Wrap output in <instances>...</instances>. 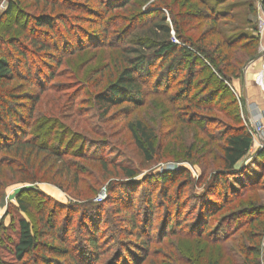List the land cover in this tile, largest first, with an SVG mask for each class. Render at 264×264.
<instances>
[{
	"label": "rangeland",
	"instance_id": "obj_1",
	"mask_svg": "<svg viewBox=\"0 0 264 264\" xmlns=\"http://www.w3.org/2000/svg\"><path fill=\"white\" fill-rule=\"evenodd\" d=\"M175 1L177 2L165 0L164 7H161L168 24L171 23V14L173 13L176 18L181 10ZM11 2L15 3L14 8L10 15H6L5 12ZM99 2V0H0V52L8 55L14 74L17 77L22 76L5 87L4 90L7 92L2 104L4 110L11 107L12 115H17L19 125L21 124L25 130L26 138H31L33 143V149L26 151L22 157L13 150L0 153L2 162L0 166H3L0 171V184H5L0 198V228L2 227L0 258L6 264H21L14 260L11 252V241L15 240L17 231V199H20L30 205L29 218L33 222L40 221L41 210L43 206L48 205L44 219L54 214L57 229L60 226L68 229L67 226L70 225L68 235L71 244L65 247L69 250V255H63L58 247L46 253L54 264H73L69 258L75 259L76 254L82 252L79 245L77 248L80 250L72 249L74 239L85 241L93 232H96V238L101 245L100 250H96L99 256L95 255L94 264H104L113 257L115 249L123 246L125 242L138 244L140 240L147 242L148 249L146 254L135 255L134 264H185V261L190 264H209L210 261L220 264H253L255 261L264 263V255L262 253L256 255L253 252L259 242H262L264 247V157L258 160L257 166H254L256 158L263 152L259 151L254 140L249 154L236 169L240 170V167H243L245 171L240 175L241 178L247 182H259V188L210 215L202 237L203 244L181 236V233L188 229L193 231L192 234H197L202 229L201 226L192 227L196 219L194 196L202 191L204 185L207 186L211 180L210 176L218 167L210 166L212 155H208L212 148L218 152L214 147L217 141L208 145L209 139L205 132L218 136V133L224 131L225 126L232 125V121L216 108L232 110L233 114L236 113L238 116L237 122L244 127V110H247L252 119H256L255 110L263 109L254 108L251 100L247 99L245 103L246 99L243 98L241 91L239 92L241 79L244 80L248 74L258 76L264 69V55L261 53L264 48V37L257 34L262 0H227L218 9L228 7L230 16L235 17L233 20L219 21L214 34L211 23L203 19L205 15L189 24L182 33L191 41L204 36L209 37L204 44L209 43L213 50L222 40L218 33L232 26H238L241 30L253 28L254 31L251 30V33L259 39L257 50L259 56L244 67L238 77H231L226 84L223 83L230 89L231 95L223 92L214 101L213 110L203 109L205 102H198L206 92L216 87L221 88L223 85L219 86L217 78H213L210 86L204 90L202 80L208 77L210 74L208 71L201 72L194 79L197 86L190 96H193L192 103L199 106L198 109L169 103L167 98L149 93L144 95L143 101L138 105L121 103L111 107L101 106L97 96L105 93L106 88L116 80L124 67L119 49L121 42L118 47L94 46L71 55L62 53L59 62L48 68L49 65L44 61L47 60L44 53L36 50V54L34 48L32 49L34 54L29 51L32 47L24 40V36L31 35L28 26L32 23L33 16L50 14L54 20L62 21V25L54 23L52 31L63 35V38L67 37L66 30L73 36L76 32L83 34L82 31L95 32L101 36L103 29L107 30V37L110 38L124 29L123 19L138 12H147L157 6L155 0L144 3L133 0L135 4L130 8H116L107 12L99 10ZM196 4L195 12L205 11L200 0H196ZM151 18L154 16L149 17ZM246 19H249L250 25L244 23ZM137 34L138 32L131 33L125 39L124 48L137 46L135 43L138 40ZM171 36L174 37L173 32ZM10 38H18L26 45L18 47L27 51L32 72L36 68L41 69L42 74L38 79L44 78L43 74H47L48 69L51 70L49 79L44 80V89L30 83V79L28 83L25 82L26 72L22 64L17 65L21 58L1 41L6 42ZM173 42L178 43L177 40ZM52 52L49 53L55 56L60 54L56 50ZM187 67L188 64L185 65V69ZM184 74L185 72L181 74V78ZM262 87L260 83L258 89H261V97L264 98ZM239 93L242 96L241 103L238 99ZM254 95L255 93H252V96ZM190 114H194L192 119H189ZM12 115L7 113L3 118L4 115L0 114V123L2 119L6 122L11 121ZM138 122L153 135L151 153H145L146 147L142 146L144 149L139 147L138 140L140 142L141 140L136 130ZM208 122L212 123L208 125ZM85 148L90 149L88 154L92 153L95 157L89 155L87 159L83 158L82 150ZM147 155L152 156L150 162L146 159ZM105 158L106 163L103 164L101 159ZM125 171H133L136 175L132 179H126L123 176ZM168 171L173 173L172 182L164 185L159 181L158 175ZM28 176H34L42 183L29 184L19 181L22 177ZM240 176L231 178L235 188L241 185ZM162 187L166 188V196H161ZM29 189H37L44 195L23 192ZM218 189L220 191L222 186H216L210 198L217 203L219 201L220 204L221 201L217 197ZM146 192H152L155 205L151 213H147L145 207L147 215L144 220L141 204L144 203ZM168 197L170 200L167 202ZM175 202H178V205L174 204ZM247 205L255 206L257 221L236 231L225 249H211L210 245H207L209 242L204 240L206 235L213 232L226 216ZM176 210L180 215V223L178 227L176 226L179 233L173 236L165 233L163 236L161 230L168 217L167 213L169 212L173 219ZM149 226L151 236L147 238L144 229ZM55 231L52 228L51 236L63 238ZM117 242L120 243L119 246H116ZM105 249L109 251L103 254ZM27 260H31L30 257ZM29 264L41 263L33 260Z\"/></svg>",
	"mask_w": 264,
	"mask_h": 264
},
{
	"label": "trees",
	"instance_id": "obj_2",
	"mask_svg": "<svg viewBox=\"0 0 264 264\" xmlns=\"http://www.w3.org/2000/svg\"><path fill=\"white\" fill-rule=\"evenodd\" d=\"M99 1V10L107 12L116 8H130L135 4L133 0ZM140 1L142 3L148 2V0ZM225 1L227 0H200V3L205 7V11L195 12V9L197 8L196 0H177V2H175L177 3V7L181 10L176 18H174L173 13L171 14V23L168 24L166 16L161 10V7H164L165 0H155L157 6L154 9H149V11H143L142 13L138 12L129 18L123 19V23L125 24L124 29L110 38L107 37L106 29H103V34H101V36L95 32L87 33L84 31H82L83 34L76 32V35L73 36V34L66 30L67 32L65 34L67 37L63 38V35H58V33L52 31L54 23H60L62 25L63 22L60 20H54L50 14H40L31 18L32 23L28 26L31 35L24 36V40H27L28 44L31 45L32 48L29 50L31 53L34 51V53L37 54L36 50L44 53L43 55L47 58V60L44 61L46 65H49L47 68L52 64H57L60 55L63 56L64 53L71 55L87 47L94 46L112 48L116 45V47H118L121 42L119 49L123 56L124 67L116 80L106 88L105 93L97 96V100L101 106L107 105L108 107H111L121 103L138 105L143 101L144 95L149 93L152 95L163 96L167 98L166 100L169 103H177L189 108H192L193 106L195 109H198L199 106L192 103L193 96H190L191 93L196 90L197 84L194 82V79L198 74H201L203 71L210 72L208 77H206L205 80H202L204 81L202 82L205 87L204 90L210 86L209 83L213 78H217L220 86L223 83L226 84L231 77H238L239 74H241L242 69L259 56L257 52L259 39L256 35L251 33L254 31L253 28L241 30L238 26H232L227 30H221L218 34L221 36L222 40L214 47V50L209 43L204 44V41L209 38L207 36L200 37L196 41H191L183 36L182 33L185 31L186 27L203 15H205V18L203 19H207L212 25V34L216 32V25L219 21H226L227 19L233 20L235 16H230L231 14L228 7L223 8L222 10L218 9ZM14 4L15 3L12 2L9 4L5 12L6 15L11 14ZM175 6L176 4L173 5V7ZM261 9L264 13V0H262ZM251 10L252 8L249 12ZM151 16H154V18L149 19ZM244 23L246 25L251 24L249 19H246ZM25 24H27V22ZM45 28L47 30H45ZM134 32H138V40L135 42L137 46L135 48H124L123 45L125 39ZM148 32L149 34L146 35ZM172 32L174 37L171 36ZM225 32L226 34H224ZM223 34L226 37H224ZM173 40H177L178 43H174ZM1 41L3 44H6L13 49L21 58V62H18L17 65L22 64L24 71L26 72L27 79H25V82L27 81L26 83H28L30 79V83H35L38 87L40 86V89H44V80L49 79V76L52 73L51 70L48 69L47 74H43L44 78L38 79L39 75L42 74L41 69L36 68V70L32 72L30 65L31 62H29L28 56L26 55L27 51L18 47V45L23 47L26 45L18 38H10L6 42L4 40ZM52 50H56L57 53L59 52V56L49 53L52 52ZM233 50H236V52H232ZM186 64H188V67L185 69ZM183 72H185V74L181 78ZM21 77L22 76L20 75L17 77L14 74V70L10 66L8 55L5 52H0V114L4 115L2 116L3 118L7 113L12 115L11 107L7 110H4L3 108L4 104L2 103H4V95L7 92V90L4 89L11 81H16ZM223 92H226L227 94L231 93L230 89L223 84L221 88L216 87L215 89L206 92L198 102H205L203 109L213 110L215 109L213 108L215 107L214 101L218 99ZM185 107L182 108L185 109ZM216 109H218V111L220 110L219 112H221L228 120L232 121V125L228 127L225 126L224 131H222V133L220 132V134L218 133V136H215L214 133L210 134L205 132V136L209 139L208 145L217 141L214 147L217 148L218 152L212 148L209 150L208 155H212L210 166L218 167L215 169L216 172L210 176L211 180L207 183V186L204 185L202 191L194 196L196 199V219L192 224V227L201 226L202 229H200L197 234H192L193 231L189 229L181 233L183 238L195 239L197 241L196 243L199 242L200 244H203L202 237L207 228L206 222H208L210 215H214L216 212L221 211L225 206L233 203L237 199L240 200L242 196L250 194L259 188V182H247L243 177L241 178L240 175L245 171L243 167H240V170L236 169L239 163L247 157L251 150V137L247 133L245 127L242 126L239 121L237 122L238 116L236 113L233 114L232 110L225 111L221 107ZM194 114H190L189 119H192ZM180 115L182 116V114ZM18 122L19 118L16 114L12 115L11 121L9 122H6L4 119L1 120L0 153L13 150L15 153L21 154L22 157L26 151L33 149L32 139L26 138L25 130ZM208 123V125H210L212 122ZM204 129L206 128L204 127ZM136 130L138 131L141 140V142L138 140L139 147L142 149H144L143 147H146L144 149L145 153H151L153 146L152 133H150L139 122L136 123ZM85 150L87 151L86 153ZM89 152L90 149L87 148H85L84 151L82 150V157L87 159L89 155L90 157L94 156L92 153L88 154ZM262 157H264V152H261V154L258 155V158ZM106 159L107 158L101 159V162L105 164ZM146 159L150 162L152 156L147 155ZM216 162H218L217 165ZM1 163L2 162L0 161V165ZM2 167L3 166H0V171ZM181 172L184 171L181 170ZM185 174H187V172H185ZM135 175L136 173L133 171H125L123 176L126 179H132ZM172 175L173 173L169 171L164 172L158 175V179L165 185L172 182ZM239 176L241 179V185L239 188H235L231 183V178H239ZM19 181L21 183L29 184L42 183L34 176H28L26 178L22 177ZM218 185L222 186L220 191L219 189L217 190V197L221 201L220 204L219 201L217 203L210 198L212 191ZM4 187L5 184L1 183L0 198ZM162 189L161 196H166V188L162 187ZM23 192L41 196L44 195L37 189H29ZM144 197V203L141 204V210L145 220L147 213H151L154 210L153 206L155 205V202L153 201L152 192H146ZM169 200L168 197L167 202ZM17 203V231L15 233V240L11 241V252L14 260L21 264H29V262H33V260L37 263L40 262L41 264H54L51 262L52 259L47 257L46 253L55 247L61 249L63 255L68 256L69 250L65 247L71 244L68 235L70 225L67 226L68 229L61 226L57 229L54 214H51L50 217L48 216V218L44 219V214L47 211L48 205L43 206L40 221L33 222L29 218V215L31 214L30 205L20 199H17ZM129 203L132 204V201ZM169 203L173 204V202ZM174 204L178 205V202H175ZM145 207L147 208V213H145ZM242 207L243 208H240L236 213L226 216L222 220V223H220L213 232L206 235L204 240L209 242L207 245L209 244L211 249H225L224 247H226V244L231 241L236 231L247 225L254 224L257 221L258 216L256 215V208L254 205ZM131 208H133L132 205ZM167 216L168 217L162 226L161 233L163 236L166 235L165 233H168L169 236L176 235L179 233L177 229L178 224L180 223L179 212L176 210L173 219L169 212L167 213ZM52 228L56 230L57 233H60L63 238L59 236V239H57L55 236H51ZM0 229H2V227ZM234 229L237 230L234 231ZM144 231V235L147 238H150V226L145 228ZM139 239L141 238L139 237ZM78 240L79 238L77 240L74 239L75 244L72 246V249L74 251L80 250L77 248L79 245L82 252L76 254L75 259L73 257H70L69 259H71L73 264H94L96 262L94 259L96 258L95 255H98L96 250L98 251L101 248V245H99L96 238V232L89 234L85 238V241L79 240V242H77ZM119 244L120 243L117 242L116 246H119ZM204 245L207 246L206 244ZM62 247H64V249ZM147 249L148 244L145 240H140V243L138 244L125 242L123 246H119V248L115 249L113 257L105 261L104 264H134L135 260L133 258L135 255L146 254ZM108 251V249H105L102 253L106 254ZM253 252L256 255L261 253L264 255L262 242H259L257 246H255ZM29 257L31 260H27ZM0 264L6 263L0 258ZM185 264H190V262L185 261ZM209 264L220 263H211L210 261ZM253 264L264 263L255 261Z\"/></svg>",
	"mask_w": 264,
	"mask_h": 264
},
{
	"label": "built area",
	"instance_id": "obj_3",
	"mask_svg": "<svg viewBox=\"0 0 264 264\" xmlns=\"http://www.w3.org/2000/svg\"><path fill=\"white\" fill-rule=\"evenodd\" d=\"M261 12L262 13H261V16L259 18V23H258V27H257V29H258L257 34H259L261 37H264V13H263V10ZM261 53H262V55H264V48L262 49ZM261 81L264 85V69L261 72ZM238 99L240 100V103H241L242 102V96L240 93L238 95ZM243 117H244V123H245L247 133L251 137L252 143L254 140L259 151L264 152V135H263L264 122L262 121V120H264V110L261 111L260 113H258V116L256 119H252L251 116L248 114V112H246V110H244L243 111Z\"/></svg>",
	"mask_w": 264,
	"mask_h": 264
},
{
	"label": "crops",
	"instance_id": "obj_4",
	"mask_svg": "<svg viewBox=\"0 0 264 264\" xmlns=\"http://www.w3.org/2000/svg\"><path fill=\"white\" fill-rule=\"evenodd\" d=\"M250 75L248 74L247 76H245L246 78L244 80L241 79V82H240V85H239L240 86L239 92L241 91V94H242L243 98L246 99L245 103L247 102V99H248V101L249 100L252 101V104H253L254 108H256V107L263 108V109L257 108L255 110V114H256V117H257L258 113H260L261 111L264 110V98L261 97L262 96V91H261V89H258V85H260V83H261L262 86H263L262 89L264 88V85H263V83L261 81V74L260 73L258 74V76H255L254 74L251 75V76ZM248 78L251 79V81H249ZM246 93H248L247 94L248 96H246ZM252 93L253 94L255 93V95L252 96ZM246 112H247V110H246ZM258 160H261V159L260 158H256V160L254 162V166H257Z\"/></svg>",
	"mask_w": 264,
	"mask_h": 264
},
{
	"label": "water",
	"instance_id": "obj_5",
	"mask_svg": "<svg viewBox=\"0 0 264 264\" xmlns=\"http://www.w3.org/2000/svg\"><path fill=\"white\" fill-rule=\"evenodd\" d=\"M250 63H251V62H250ZM248 64H249V63H248ZM248 64H247V65H248ZM247 65H246V66H247ZM246 66H245V67H246Z\"/></svg>",
	"mask_w": 264,
	"mask_h": 264
}]
</instances>
